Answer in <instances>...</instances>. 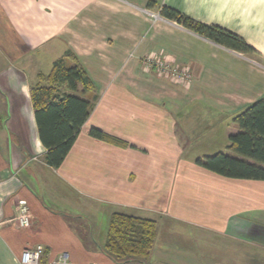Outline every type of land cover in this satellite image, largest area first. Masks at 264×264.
Masks as SVG:
<instances>
[{
  "label": "crops",
  "instance_id": "1",
  "mask_svg": "<svg viewBox=\"0 0 264 264\" xmlns=\"http://www.w3.org/2000/svg\"><path fill=\"white\" fill-rule=\"evenodd\" d=\"M162 7L237 35L260 61L162 18ZM67 51L95 85L83 98H97L53 169L30 87ZM149 55L188 69L190 84L144 69ZM262 98L264 0H0V264L37 245L42 264H121L105 251L113 213L155 221L146 264H264V182L195 164L227 147L234 118ZM19 200L27 229L14 224Z\"/></svg>",
  "mask_w": 264,
  "mask_h": 264
},
{
  "label": "trees",
  "instance_id": "2",
  "mask_svg": "<svg viewBox=\"0 0 264 264\" xmlns=\"http://www.w3.org/2000/svg\"><path fill=\"white\" fill-rule=\"evenodd\" d=\"M159 14L229 50L258 56L244 40L220 27L198 23L167 7H162ZM66 60H71L70 66ZM36 79L30 87V102L37 136L45 150V163L57 169L93 110L97 97L91 102L83 96L93 92L95 85L70 51L57 59L47 74H38ZM233 123L237 129L228 137L227 146L231 155L220 152L196 159L195 164L223 178L264 182V98L246 107ZM88 134L116 147H129L95 128H90ZM155 238V221L113 213L109 218L105 251L121 264L146 261Z\"/></svg>",
  "mask_w": 264,
  "mask_h": 264
},
{
  "label": "built area",
  "instance_id": "3",
  "mask_svg": "<svg viewBox=\"0 0 264 264\" xmlns=\"http://www.w3.org/2000/svg\"><path fill=\"white\" fill-rule=\"evenodd\" d=\"M143 66L153 71V69L159 74L170 73L171 78L181 85L188 86L190 84V74L188 69L178 68L165 61L160 62L146 57L142 60ZM149 70V71H150ZM32 217L26 201L19 200L17 202V213L14 219V224L19 229H27L31 226ZM44 256V249L40 245L32 248H26L23 250L19 259V264H42L41 260ZM51 264H67V257L61 256L55 263Z\"/></svg>",
  "mask_w": 264,
  "mask_h": 264
},
{
  "label": "rangeland",
  "instance_id": "4",
  "mask_svg": "<svg viewBox=\"0 0 264 264\" xmlns=\"http://www.w3.org/2000/svg\"><path fill=\"white\" fill-rule=\"evenodd\" d=\"M147 13L149 14V16H151L152 18H154L155 16H157V15H155L154 13H150V12H148L147 11ZM156 18V17H155ZM146 57H149V58H151V59H153L154 58V60H159L160 62H163V61H165V62H167V63H171V62H169V61H167V60H165L164 58V60H162V58H160V57H156V56H151V55H149V56H145V57H143V58H146ZM249 57H251V59H254V60H259L260 61V57H258L257 55H249ZM143 58L141 59V64L143 65V63H142V60H143ZM71 61V60H70ZM144 67V66H143ZM144 69H146L147 71H149L150 69H147V68H145L144 67ZM180 69V68H179ZM150 72H154V74H156V76L157 77H159V78H166V79H168V80H170V82H172V83H174V84H176V85H179V86H182V87H186V85L184 84V85H181V84H179V83H177L176 81H174L172 78H171V74L170 73H165V74H159V73H157L154 69H153V71L152 70H150ZM189 72V71H188ZM37 80V79H36ZM36 82V81H35ZM33 84H35V83H33ZM32 84V85H33ZM4 106H6V103H5V100H1L0 101V108H4ZM198 148H194V150H197ZM199 150V152H206V150L205 149H198ZM218 151H220L221 153H225V154H229V155H231L229 152H228V150H227V147H222V148H220V149H217ZM210 152V151H209ZM136 264H143V263H145L146 264V262H144V261H136L135 262Z\"/></svg>",
  "mask_w": 264,
  "mask_h": 264
}]
</instances>
